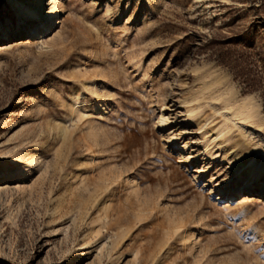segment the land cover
<instances>
[{
    "label": "rangeland",
    "instance_id": "rangeland-1",
    "mask_svg": "<svg viewBox=\"0 0 264 264\" xmlns=\"http://www.w3.org/2000/svg\"><path fill=\"white\" fill-rule=\"evenodd\" d=\"M30 1L0 0V264H264L263 101L211 43L261 66L264 0H41L39 36Z\"/></svg>",
    "mask_w": 264,
    "mask_h": 264
},
{
    "label": "bare ground",
    "instance_id": "bare-ground-1",
    "mask_svg": "<svg viewBox=\"0 0 264 264\" xmlns=\"http://www.w3.org/2000/svg\"><path fill=\"white\" fill-rule=\"evenodd\" d=\"M43 6H44L43 5V1H41V0H32V2L28 3V4H25L23 2H16L14 4V15H15L16 23H18L21 19H24L25 21L26 20H35V22H38V25H37L36 28H33L34 29L33 33H35L36 35L39 36L40 33H42L43 31H47L49 26H50V24H51V23L49 24L50 21L48 20L49 17L51 16V14L47 13V14L44 15ZM53 7H54L53 9H55V5H53ZM55 10L58 13L59 8L55 9ZM59 12L62 13V9ZM12 26H14V23L11 24V27ZM0 31L3 32L6 35L8 33V28L6 27L5 29H0ZM39 44H41V42ZM85 89L89 90L91 92V95L93 94V95L99 97L98 92L96 90V86H94L93 83H90V84H88V86H85ZM208 90L209 89H204V91H207V92H208ZM82 94L83 93H78V94H73L72 96L70 94L71 98L74 99L73 102L75 103V105H77L79 102H81V101L78 100V97L79 96L81 97ZM222 94L223 93L220 92L219 94H216V96L217 95H222ZM249 96L250 95H247L248 98H249ZM249 100H250V98H249ZM67 102H69V100H67ZM67 104H69V103H67ZM96 104H99V103H97V101H96L95 105ZM102 104H104V103H102ZM71 105H72V100L70 102V106ZM82 109L83 108L81 107V110ZM227 109H228V111L230 113V116L228 118H225L224 122L222 124H220L216 128L215 136L207 141V143L205 144V151L206 152H209L208 147H209L210 143L215 140L216 137L225 135L226 133H228L231 130V128L234 126L233 123H232V119L236 120V121H245L249 117H251V115L253 113V111L251 110L250 104L248 102H245V101L237 102V103L231 105L230 107H227ZM73 112H76L77 116L80 117V111H79V108L77 106H75L73 108ZM73 112H72V114H73ZM76 175H77V173H76ZM72 176H73V173H72ZM72 176H71V179H72ZM117 181H119V179H117ZM252 187H253V178L252 179L249 178L246 183H243V185H241L240 187L236 188L235 191L236 192H238V191H243L244 192L245 190H248V189H250ZM222 193H224V192H222ZM184 239H187V236H184Z\"/></svg>",
    "mask_w": 264,
    "mask_h": 264
},
{
    "label": "trees",
    "instance_id": "trees-1",
    "mask_svg": "<svg viewBox=\"0 0 264 264\" xmlns=\"http://www.w3.org/2000/svg\"><path fill=\"white\" fill-rule=\"evenodd\" d=\"M211 43L220 46L218 50L220 62L230 66L234 78L244 85V91L259 93L264 108V61L261 66H257L250 61L251 53L247 54L246 50L235 51L226 47L233 43L232 39Z\"/></svg>",
    "mask_w": 264,
    "mask_h": 264
}]
</instances>
